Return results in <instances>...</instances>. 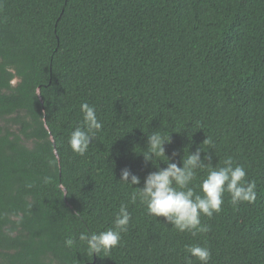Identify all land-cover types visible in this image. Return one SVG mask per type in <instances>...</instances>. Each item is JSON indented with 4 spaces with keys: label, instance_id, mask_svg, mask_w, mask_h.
I'll return each mask as SVG.
<instances>
[{
    "label": "trees",
    "instance_id": "trees-1",
    "mask_svg": "<svg viewBox=\"0 0 264 264\" xmlns=\"http://www.w3.org/2000/svg\"><path fill=\"white\" fill-rule=\"evenodd\" d=\"M85 102L103 128L78 156ZM0 120V264H185L188 244L209 264H264V0H0ZM157 130L178 166L198 148L213 166L231 156L255 201L225 193L197 237L130 203L157 171L138 154ZM125 168L139 185L118 182ZM121 203L132 220L108 257L64 246Z\"/></svg>",
    "mask_w": 264,
    "mask_h": 264
},
{
    "label": "clouds",
    "instance_id": "clouds-1",
    "mask_svg": "<svg viewBox=\"0 0 264 264\" xmlns=\"http://www.w3.org/2000/svg\"><path fill=\"white\" fill-rule=\"evenodd\" d=\"M80 111L82 120L70 133L68 145L73 153L84 156L97 133L103 128V124L97 118L94 105L82 103ZM209 142L206 138L203 144ZM165 143H170V135L165 138L159 130L147 135V148L138 154L143 156L146 163L154 164L157 171L146 176L143 187H133L139 185L141 181L128 168L121 170L118 181L135 189L130 194V203L135 204L139 201L145 206L148 216L155 220L157 217H164L165 222L171 224L177 232L197 237L210 231L209 225L202 223L201 217L211 218L214 214L220 213L225 193L228 194L233 207L255 201L257 196L255 181L247 179L245 167L235 164L231 156L213 166L212 156L206 154L202 159V149L198 148L195 152H188L186 158L184 155L181 167L171 162V158L165 155ZM175 155L176 153L172 154ZM158 160L165 162L167 167L160 168L156 163ZM201 171L205 172V175L196 186L199 189L197 192L192 185ZM131 220L132 214L127 204L121 203L111 227L99 233L85 231L78 237L69 236L64 240V246L73 248L79 241L85 246L84 253L88 258H92L94 254L108 257V254L121 244L122 234L129 230ZM184 252L185 264H193V259L198 264H209L211 260V250L206 244L185 245Z\"/></svg>",
    "mask_w": 264,
    "mask_h": 264
},
{
    "label": "rangeland",
    "instance_id": "rangeland-1",
    "mask_svg": "<svg viewBox=\"0 0 264 264\" xmlns=\"http://www.w3.org/2000/svg\"><path fill=\"white\" fill-rule=\"evenodd\" d=\"M15 81H17V79ZM0 122H1V120H0Z\"/></svg>",
    "mask_w": 264,
    "mask_h": 264
}]
</instances>
